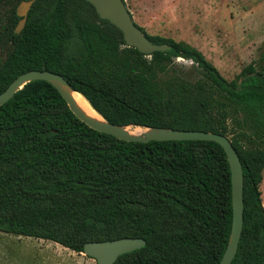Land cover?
I'll list each match as a JSON object with an SVG mask.
<instances>
[{
    "label": "trees",
    "instance_id": "trees-1",
    "mask_svg": "<svg viewBox=\"0 0 264 264\" xmlns=\"http://www.w3.org/2000/svg\"><path fill=\"white\" fill-rule=\"evenodd\" d=\"M0 0V92L32 69L61 74L108 122L215 132L243 172V226L231 264H264V68L226 79L201 50L142 32L169 49L145 54L86 0ZM264 59V53L262 55ZM191 60L194 82L170 64ZM231 172L209 140L124 141L88 127L49 82L0 105V232L76 252L87 241L141 237L115 264H217L230 237Z\"/></svg>",
    "mask_w": 264,
    "mask_h": 264
},
{
    "label": "rangeland",
    "instance_id": "rangeland-1",
    "mask_svg": "<svg viewBox=\"0 0 264 264\" xmlns=\"http://www.w3.org/2000/svg\"><path fill=\"white\" fill-rule=\"evenodd\" d=\"M124 1L134 22L149 35L191 44L201 50L228 80L250 62L264 68V0ZM7 9L8 6L1 7L0 15ZM6 52L7 47L2 46L0 55L4 57ZM170 68L190 82L202 77V70L191 60L176 58ZM140 129L147 130L145 127ZM262 174L260 191L264 206V170ZM11 235L2 236L0 240L9 246L4 250L8 256L2 258L5 264H97L83 252L58 243ZM17 240L21 247L15 246Z\"/></svg>",
    "mask_w": 264,
    "mask_h": 264
},
{
    "label": "water",
    "instance_id": "water-1",
    "mask_svg": "<svg viewBox=\"0 0 264 264\" xmlns=\"http://www.w3.org/2000/svg\"><path fill=\"white\" fill-rule=\"evenodd\" d=\"M90 2L97 14L102 19L109 20L122 32L126 45L137 48L138 51L150 54L153 51H164L169 49L166 43H155L151 41L134 22L130 11L124 0H86ZM33 0L21 1L16 12L19 19L15 32H19L24 26L26 14ZM33 80H44L51 83L60 93L71 112L88 127L106 134L115 136L124 141L147 142L150 140H209L214 141L224 149L231 172V193H232V219L230 237L219 262L217 264H231L241 236L243 226V172L239 156L230 139L219 133L188 130L175 128L146 127L137 124L117 125L108 122L102 117L103 122H98L88 117L77 105L72 92L80 93L73 89L64 77L56 72L43 69H32L19 74L6 89L0 92V105L6 103L13 94L21 89L26 83ZM81 94V93H80ZM82 95V94H81ZM125 127H145L147 130L143 135L128 134ZM146 243L141 237H121L103 241H87L83 245V253L93 258L97 264H115L117 257L123 253L130 252L144 246Z\"/></svg>",
    "mask_w": 264,
    "mask_h": 264
},
{
    "label": "bare ground",
    "instance_id": "bare-ground-1",
    "mask_svg": "<svg viewBox=\"0 0 264 264\" xmlns=\"http://www.w3.org/2000/svg\"><path fill=\"white\" fill-rule=\"evenodd\" d=\"M70 92L72 93L77 105L88 117L98 122H103L102 117L98 115L96 110L92 107L90 102L83 95L77 92H72V91ZM124 129L128 134H133V135H143L146 132L145 130L140 129V127H125Z\"/></svg>",
    "mask_w": 264,
    "mask_h": 264
},
{
    "label": "crops",
    "instance_id": "crops-1",
    "mask_svg": "<svg viewBox=\"0 0 264 264\" xmlns=\"http://www.w3.org/2000/svg\"><path fill=\"white\" fill-rule=\"evenodd\" d=\"M2 236H7V233H2V232H0V240H1V238L3 239V237ZM10 236V235H9ZM11 236H14V235H11ZM4 237V238H5ZM28 237V236H27ZM17 238H23V237H20V236H17ZM34 239H36V238H34ZM28 241H30V239H27ZM36 240H38V239H36ZM43 240V239H42ZM18 241V240H17ZM1 243H2V241L0 242V264H5L6 262H3V259L2 258H4L5 256H8L7 254H4V250L6 249L5 247H7V248H9V246H7L8 245V243L6 242V244H3L2 243V245H1ZM15 245V244H14ZM15 246H20V243H19V241H18V243H16V245ZM21 247V246H20ZM2 254V255H1Z\"/></svg>",
    "mask_w": 264,
    "mask_h": 264
}]
</instances>
